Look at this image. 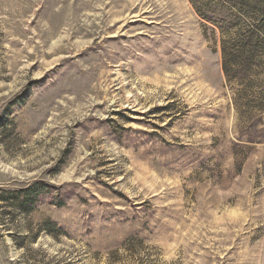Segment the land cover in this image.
Wrapping results in <instances>:
<instances>
[{
	"label": "rangeland",
	"instance_id": "rangeland-1",
	"mask_svg": "<svg viewBox=\"0 0 264 264\" xmlns=\"http://www.w3.org/2000/svg\"><path fill=\"white\" fill-rule=\"evenodd\" d=\"M0 197V264H264V0H0Z\"/></svg>",
	"mask_w": 264,
	"mask_h": 264
},
{
	"label": "trees",
	"instance_id": "trees-1",
	"mask_svg": "<svg viewBox=\"0 0 264 264\" xmlns=\"http://www.w3.org/2000/svg\"><path fill=\"white\" fill-rule=\"evenodd\" d=\"M222 55H223V69L225 74H228L227 68H226V59H227V49L226 44H224V41L222 43ZM38 185L35 183L33 186L24 188L23 190H20L18 192H11V204H14L18 206L20 209L25 211L26 213L31 211V206L33 203V199H35L33 195L34 189H37ZM3 198V197H0Z\"/></svg>",
	"mask_w": 264,
	"mask_h": 264
}]
</instances>
